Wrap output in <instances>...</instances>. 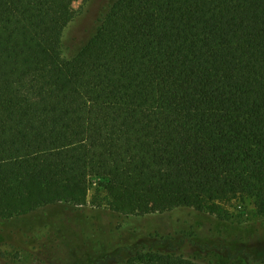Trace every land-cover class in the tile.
Wrapping results in <instances>:
<instances>
[{"label": "trees", "instance_id": "trees-1", "mask_svg": "<svg viewBox=\"0 0 264 264\" xmlns=\"http://www.w3.org/2000/svg\"><path fill=\"white\" fill-rule=\"evenodd\" d=\"M242 200L264 216V0H0V264L9 233L51 264H229Z\"/></svg>", "mask_w": 264, "mask_h": 264}, {"label": "rangeland", "instance_id": "rangeland-1", "mask_svg": "<svg viewBox=\"0 0 264 264\" xmlns=\"http://www.w3.org/2000/svg\"><path fill=\"white\" fill-rule=\"evenodd\" d=\"M66 6L71 11H77L81 9L83 6V0H66ZM92 189L89 192V195L92 194ZM229 216L226 221L233 223H237L242 226V229L238 232L239 236L243 237L247 236L246 239L240 237V240L245 243L238 245V249L243 247L244 252H236L235 258H231L229 264H263L261 262H257L254 259L260 254V252L264 253V216L259 217L254 213V209L248 200L245 201H237L230 205L229 207ZM133 221L132 218H127L125 221L129 222ZM160 222V226L169 225L170 229L174 228L179 231H183L182 233L186 234L192 232L195 235V238L199 241L211 240L216 245H222L224 243H229L226 245H233L232 242L233 236L232 233L230 237L223 238L219 234H210L209 229L206 225H202L205 221H202L199 215L190 209H177L171 211L167 216L162 218ZM168 228V230H169ZM247 230V231H246ZM249 231V232H248ZM248 234H244L247 233ZM10 236H6V243L3 245L6 249L7 257L6 264H51L49 261V256L45 252V250L40 247V240H32L35 238L24 237L21 235L10 234ZM194 239V238H193ZM239 239V237H236ZM246 241V242H245ZM185 253H191L193 249H196L195 246H191V244L187 241L185 242ZM190 247V248H189ZM231 250L229 248H225V251ZM224 250H222V253ZM224 260L225 258H221ZM213 262V261H212Z\"/></svg>", "mask_w": 264, "mask_h": 264}]
</instances>
